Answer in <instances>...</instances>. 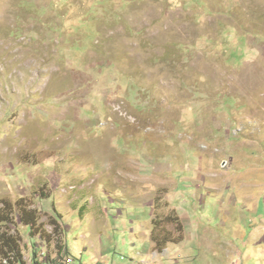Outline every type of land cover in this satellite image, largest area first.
I'll list each match as a JSON object with an SVG mask.
<instances>
[{
  "label": "rangeland",
  "instance_id": "obj_1",
  "mask_svg": "<svg viewBox=\"0 0 264 264\" xmlns=\"http://www.w3.org/2000/svg\"><path fill=\"white\" fill-rule=\"evenodd\" d=\"M3 217L26 264H264V0H0Z\"/></svg>",
  "mask_w": 264,
  "mask_h": 264
},
{
  "label": "trees",
  "instance_id": "obj_2",
  "mask_svg": "<svg viewBox=\"0 0 264 264\" xmlns=\"http://www.w3.org/2000/svg\"><path fill=\"white\" fill-rule=\"evenodd\" d=\"M162 204V203H161ZM159 203L160 206L161 205ZM156 205V204H155ZM10 213L8 214V216ZM8 218V217H6ZM1 218L0 223L6 224L8 222L11 223V219L8 218ZM59 217H56V219H52L50 221V225L53 227V235H59L61 234V229H60V222L58 221ZM60 219V218H59ZM18 221L19 224L26 226L29 229V234L31 238L36 236H40V239L43 241V236L41 235V232L39 231V225L37 224V217L33 211H28V212H23L18 215ZM178 222V221H177ZM3 226V225H2ZM178 230H182V227H180L179 223L177 224ZM17 232L15 235L11 234L8 229L5 230H0V264H26L24 262L22 253H21V248H20V243L22 242L21 236ZM45 243V242H44ZM152 245L155 250L161 251L162 247L161 244L158 241H155L152 239ZM34 251L32 252V259H31V264H40L38 262V252L35 250L36 249V243L35 245L33 244ZM61 253L57 252V256L55 257H63L64 255H58ZM47 257H50L47 255ZM70 258V257H69ZM6 262V263H4ZM48 264H57L52 262H48Z\"/></svg>",
  "mask_w": 264,
  "mask_h": 264
},
{
  "label": "built area",
  "instance_id": "obj_3",
  "mask_svg": "<svg viewBox=\"0 0 264 264\" xmlns=\"http://www.w3.org/2000/svg\"><path fill=\"white\" fill-rule=\"evenodd\" d=\"M72 263H73V261L71 260V258H67V261L65 264H72Z\"/></svg>",
  "mask_w": 264,
  "mask_h": 264
},
{
  "label": "bare ground",
  "instance_id": "obj_4",
  "mask_svg": "<svg viewBox=\"0 0 264 264\" xmlns=\"http://www.w3.org/2000/svg\"><path fill=\"white\" fill-rule=\"evenodd\" d=\"M44 259V258H43ZM41 260V259H40ZM40 260L38 259V262L40 263ZM66 261H67V259L64 261V264L66 263ZM4 263H6V262H4ZM40 264H48V263H45V262H42V263H40Z\"/></svg>",
  "mask_w": 264,
  "mask_h": 264
},
{
  "label": "clouds",
  "instance_id": "obj_5",
  "mask_svg": "<svg viewBox=\"0 0 264 264\" xmlns=\"http://www.w3.org/2000/svg\"><path fill=\"white\" fill-rule=\"evenodd\" d=\"M44 243V241H42Z\"/></svg>",
  "mask_w": 264,
  "mask_h": 264
},
{
  "label": "crops",
  "instance_id": "obj_6",
  "mask_svg": "<svg viewBox=\"0 0 264 264\" xmlns=\"http://www.w3.org/2000/svg\"><path fill=\"white\" fill-rule=\"evenodd\" d=\"M60 264H62V263L60 262Z\"/></svg>",
  "mask_w": 264,
  "mask_h": 264
}]
</instances>
